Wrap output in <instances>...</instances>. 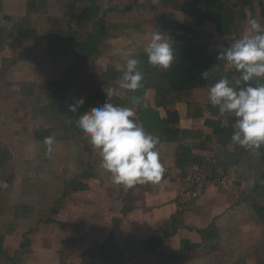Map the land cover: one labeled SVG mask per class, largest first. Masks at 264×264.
Wrapping results in <instances>:
<instances>
[{
	"label": "crops",
	"instance_id": "crops-1",
	"mask_svg": "<svg viewBox=\"0 0 264 264\" xmlns=\"http://www.w3.org/2000/svg\"><path fill=\"white\" fill-rule=\"evenodd\" d=\"M210 1L200 0V6ZM220 1L228 17L226 36L216 23L197 24L184 13V0H94L102 33L73 20L88 2L0 0V150L7 151L12 173L8 187L0 189V264L9 258L17 264H104L102 255L109 264H264V146L236 157L231 136L217 140V129L233 133V120L211 105L208 88L173 95L158 108L155 90L146 88L144 104L159 118L168 111L178 115V136L157 145L165 169L158 183L130 189L114 183L77 126L81 114L108 100L105 89L113 90L110 103L130 108L140 123L137 107L126 103L133 92L119 87L120 72L130 58L125 53L143 52L156 30L171 37L175 56L184 44L179 37L189 38L198 62H211L218 79L234 81L239 74L217 60L218 46L233 43L253 18L264 25V18L256 2L249 9ZM70 31L73 47L52 53ZM47 82L57 85L44 94L39 86ZM81 97L84 104L70 112L68 104ZM49 127L63 130L51 156L44 139L34 137ZM183 145L191 151L188 164L178 156ZM233 165L228 188L209 184L201 197L179 206L176 182L187 171L215 174Z\"/></svg>",
	"mask_w": 264,
	"mask_h": 264
},
{
	"label": "clouds",
	"instance_id": "clouds-1",
	"mask_svg": "<svg viewBox=\"0 0 264 264\" xmlns=\"http://www.w3.org/2000/svg\"><path fill=\"white\" fill-rule=\"evenodd\" d=\"M219 47L217 60H223L239 75L235 80L227 76L218 79L208 88V99L220 113L230 116L234 129L231 140L252 154L264 146V25L255 18L239 38L226 47ZM148 63L167 70L175 60L171 37L156 30L144 47ZM126 67L119 87L135 92L142 86L143 72L140 61L129 49ZM215 73V65L201 73L208 80ZM108 100L100 107H93L81 114L77 126L88 138L89 144L99 153L100 166L110 173L114 183L130 189L135 185L158 183L165 171L159 159V137L146 131L137 122L135 113L128 107L109 102L112 89H105ZM84 98H74L68 110L76 113ZM133 104L139 103L134 97ZM46 154L51 156L54 136L45 137ZM0 181V189H6Z\"/></svg>",
	"mask_w": 264,
	"mask_h": 264
},
{
	"label": "trees",
	"instance_id": "trees-1",
	"mask_svg": "<svg viewBox=\"0 0 264 264\" xmlns=\"http://www.w3.org/2000/svg\"><path fill=\"white\" fill-rule=\"evenodd\" d=\"M84 1L89 3V7L83 11L82 14L73 18L76 25H82L86 23L87 25H92L93 32L97 31L102 33L105 29V24L102 19L98 18L99 10L94 5V0H75ZM237 4L243 7L253 8V4L256 2L258 6L261 7V16L264 18L263 3L260 0H235ZM35 5L37 2H34ZM184 13L194 16L197 19V24H202L205 21L214 22L217 25V31L222 35L226 36L230 31L227 29L228 17L227 13H223L224 3L220 0H211L209 5L205 8L200 6V0H184L183 4L179 7ZM72 21V19H71ZM20 27V26H19ZM21 30V32H20ZM5 29L0 27V39L4 35ZM25 31V30H24ZM23 31V34H25ZM187 32H192L191 28H187ZM22 34V27L19 28V35ZM21 36V35H20ZM173 37L178 39V36ZM75 34L70 31L69 35L65 36L61 42V48L52 51V53H60L61 49H65V45L70 44L71 47L74 45ZM91 39L96 40L95 37ZM184 44L181 50L176 54L175 60L173 61L170 68L167 70L153 67L148 63L147 55L143 52L135 56L140 61L139 67L142 69L144 77L150 80L147 82L143 79L142 86L133 93L128 100L129 104L135 105L137 107V118L140 123L144 126L146 131L156 134L159 137V141L173 139L178 136L179 130L176 127L178 123V115L175 111H168L167 116L163 119L159 118L158 111L154 108L147 107L144 104L143 94L146 88L150 85L155 90V106L158 108L160 106H167L173 101V95H180L187 91L195 88H209L210 85L214 84L218 77L216 75L217 71L208 80L201 79V73L207 69H210L208 65L210 63L202 64L197 61L196 54L194 52L193 46L189 38L179 37ZM123 73V72H120ZM119 73V74H120ZM238 73V72H236ZM239 74V73H238ZM57 83H44L39 86V91L47 94L48 92L54 91L53 86ZM51 88V89H50ZM134 97L139 98L138 104H133L132 100ZM121 103L122 101H118ZM211 107V106H209ZM217 108V107H216ZM74 128V127H72ZM63 130L60 132L52 127L40 130L34 133L36 139L43 140L45 137L54 136V138L63 137L61 135ZM73 132V131H72ZM232 131L230 129H217L214 134L218 135V141L223 142L228 140L231 136ZM181 153L178 155L179 158L183 159L185 164L189 163L190 159V148L187 145L181 146ZM249 151L235 144V156L240 157L246 155ZM8 153L6 150H0V181H6L10 184V179L12 176L11 170L7 164ZM264 211V209H263ZM262 211V212H263ZM260 213L261 210L258 209ZM1 247V238H0ZM103 263H108V256L102 255ZM7 264H17L13 259H8Z\"/></svg>",
	"mask_w": 264,
	"mask_h": 264
},
{
	"label": "built area",
	"instance_id": "built-area-1",
	"mask_svg": "<svg viewBox=\"0 0 264 264\" xmlns=\"http://www.w3.org/2000/svg\"><path fill=\"white\" fill-rule=\"evenodd\" d=\"M231 169L216 171L215 174L206 173L203 169L192 168L187 171L177 182V203L180 207L185 208L187 205L201 197L207 185H213L217 188L226 189L230 186L233 177Z\"/></svg>",
	"mask_w": 264,
	"mask_h": 264
},
{
	"label": "rangeland",
	"instance_id": "rangeland-1",
	"mask_svg": "<svg viewBox=\"0 0 264 264\" xmlns=\"http://www.w3.org/2000/svg\"><path fill=\"white\" fill-rule=\"evenodd\" d=\"M32 151H33L32 143H29L28 148L26 150V157L27 158H28V155H30L32 153ZM26 161H28V159H25L24 163L20 166V172H23L24 171V167H25L24 165H27L28 164ZM29 162H30V160H29ZM24 199H25V201H30L29 200V199H31L30 198V194L25 193L24 194ZM1 203H3V201H0V206L2 207V204Z\"/></svg>",
	"mask_w": 264,
	"mask_h": 264
}]
</instances>
